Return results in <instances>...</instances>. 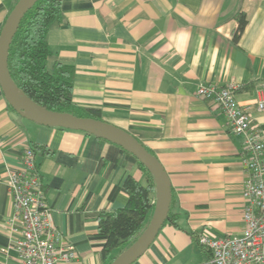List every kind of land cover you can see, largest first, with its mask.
Instances as JSON below:
<instances>
[{
    "label": "crops",
    "instance_id": "0c3cea01",
    "mask_svg": "<svg viewBox=\"0 0 264 264\" xmlns=\"http://www.w3.org/2000/svg\"><path fill=\"white\" fill-rule=\"evenodd\" d=\"M17 2L0 0V31ZM60 11L47 34L48 64L73 66L74 107L130 133L170 181L169 220L132 264H210L198 235L242 236L247 173L242 139L196 88L235 84L238 104L264 134V112L255 110L264 97V0H62ZM240 13L247 22L236 42ZM25 145L61 243L75 253L64 264H107L97 216L124 207L125 179L144 184L145 173L115 144L22 118L1 87L0 264H19L21 223L4 181Z\"/></svg>",
    "mask_w": 264,
    "mask_h": 264
},
{
    "label": "built area",
    "instance_id": "2783aa9c",
    "mask_svg": "<svg viewBox=\"0 0 264 264\" xmlns=\"http://www.w3.org/2000/svg\"><path fill=\"white\" fill-rule=\"evenodd\" d=\"M233 83L224 86L199 84L196 96L218 107L233 133L242 139L241 163L247 178L243 185L245 203L243 231L239 238L214 237L202 232L198 243L211 253L210 264H264V134L251 123L250 108L238 104ZM264 112V97L257 100ZM5 186L12 200L14 218L21 223L16 240L19 264H64L74 259L73 247L61 243L44 203L34 152L25 145L18 169L8 170Z\"/></svg>",
    "mask_w": 264,
    "mask_h": 264
},
{
    "label": "trees",
    "instance_id": "16d2710c",
    "mask_svg": "<svg viewBox=\"0 0 264 264\" xmlns=\"http://www.w3.org/2000/svg\"><path fill=\"white\" fill-rule=\"evenodd\" d=\"M61 1L36 0L24 14L9 46L8 72L17 88L37 105L50 111L100 120L99 112L74 107L73 66L58 61L48 64L51 52L47 34L61 20ZM237 19L238 26L233 32L236 42L247 22L243 13L238 14ZM125 153L145 173L147 181L143 184L128 176L122 188L127 196V204L122 208L101 212L97 216L98 234L104 238L100 256L102 259H109L107 264L114 259L112 253L115 250H124L141 234L154 211L152 176L144 164Z\"/></svg>",
    "mask_w": 264,
    "mask_h": 264
},
{
    "label": "water",
    "instance_id": "95a60500",
    "mask_svg": "<svg viewBox=\"0 0 264 264\" xmlns=\"http://www.w3.org/2000/svg\"><path fill=\"white\" fill-rule=\"evenodd\" d=\"M36 0H18L9 13L0 31V87L9 106L22 118L40 124L81 131L92 134L119 146L144 164L152 176L154 185V211L141 234L110 264H132L152 244L167 220L171 204V186L162 165L130 133L112 124L93 118L78 117L69 113L47 110L28 98L11 80L8 72V51L12 37L16 33L24 14Z\"/></svg>",
    "mask_w": 264,
    "mask_h": 264
},
{
    "label": "rangeland",
    "instance_id": "374dc122",
    "mask_svg": "<svg viewBox=\"0 0 264 264\" xmlns=\"http://www.w3.org/2000/svg\"><path fill=\"white\" fill-rule=\"evenodd\" d=\"M148 221H149V219H148Z\"/></svg>",
    "mask_w": 264,
    "mask_h": 264
}]
</instances>
